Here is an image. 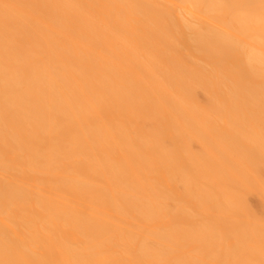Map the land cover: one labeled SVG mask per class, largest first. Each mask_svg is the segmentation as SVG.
I'll list each match as a JSON object with an SVG mask.
<instances>
[{"label": "bare ground", "instance_id": "6f19581e", "mask_svg": "<svg viewBox=\"0 0 264 264\" xmlns=\"http://www.w3.org/2000/svg\"><path fill=\"white\" fill-rule=\"evenodd\" d=\"M0 264H264V0H0Z\"/></svg>", "mask_w": 264, "mask_h": 264}, {"label": "rangeland", "instance_id": "374dc122", "mask_svg": "<svg viewBox=\"0 0 264 264\" xmlns=\"http://www.w3.org/2000/svg\"><path fill=\"white\" fill-rule=\"evenodd\" d=\"M200 96H201V98H203L202 95H200ZM260 202H261V199L258 196L252 195L250 197V204H251V206H253L254 209H257V207L260 205Z\"/></svg>", "mask_w": 264, "mask_h": 264}]
</instances>
